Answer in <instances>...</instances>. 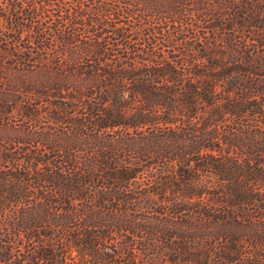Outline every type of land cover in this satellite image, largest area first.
Instances as JSON below:
<instances>
[{"label":"trees","instance_id":"trees-1","mask_svg":"<svg viewBox=\"0 0 264 264\" xmlns=\"http://www.w3.org/2000/svg\"><path fill=\"white\" fill-rule=\"evenodd\" d=\"M0 264H264V0H0Z\"/></svg>","mask_w":264,"mask_h":264}]
</instances>
